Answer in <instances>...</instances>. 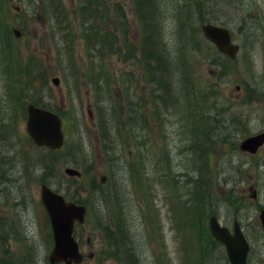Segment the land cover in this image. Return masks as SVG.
<instances>
[{
    "label": "rangeland",
    "instance_id": "obj_1",
    "mask_svg": "<svg viewBox=\"0 0 264 264\" xmlns=\"http://www.w3.org/2000/svg\"><path fill=\"white\" fill-rule=\"evenodd\" d=\"M193 3L149 0L152 15L146 18L171 58L191 54V65L180 63L193 81L189 106L184 105L183 81L173 83L178 100L171 105L156 99L149 103L143 92L137 93L144 80L139 52L132 48L143 28L134 0L5 1L8 26L19 34L3 35L0 11V264H47L51 233L39 198L42 182L89 205V216L77 231L84 255L80 264H190V254L183 255L187 229L177 224L183 220L182 207L191 202L181 188H170L177 183L173 179L188 183L193 175L192 185L208 192L198 203L204 210L210 208V196L213 210L232 219L227 199L237 197L238 212L256 218L257 206L264 205V145L248 155L236 149V142L264 130V0ZM200 12L208 19L201 21ZM185 14L189 29L178 30L177 18ZM205 21L229 28L240 45L235 60L217 55L202 40ZM191 37L200 46L192 47ZM8 65L14 66L13 80ZM123 74H134L135 93L124 90ZM53 77L59 78L57 85ZM31 101L63 116L64 150L28 143L25 107ZM114 105L125 117L147 114L128 126ZM236 113L237 138L234 133L222 141L232 133ZM192 125L200 137L191 145L180 127ZM112 129L118 135L109 146ZM33 156L42 163H34ZM67 164L86 174L70 180L63 173ZM45 165L51 173L43 170ZM101 171L110 177L99 189ZM250 185L257 189L255 200L249 197ZM129 240L135 252L124 247Z\"/></svg>",
    "mask_w": 264,
    "mask_h": 264
},
{
    "label": "water",
    "instance_id": "obj_2",
    "mask_svg": "<svg viewBox=\"0 0 264 264\" xmlns=\"http://www.w3.org/2000/svg\"><path fill=\"white\" fill-rule=\"evenodd\" d=\"M201 28L204 37L213 42L219 51L229 57L235 55L238 46L230 42L227 28L210 23L202 24ZM53 81L56 83L57 79H53ZM27 114L26 130L35 144L50 148H58L62 145L61 122L55 113L28 104ZM263 140L264 133H260L246 138L240 147L254 151ZM65 172L70 175L79 174L77 170L71 168H66ZM40 195L48 212L53 232L54 246L49 255L50 264L59 260L70 264L71 259L74 260V264H77L81 260V255L78 253L77 243L71 233L74 220H83L84 207L66 202L60 194L53 192L46 185L41 186ZM262 218L264 225V217Z\"/></svg>",
    "mask_w": 264,
    "mask_h": 264
},
{
    "label": "trees",
    "instance_id": "obj_3",
    "mask_svg": "<svg viewBox=\"0 0 264 264\" xmlns=\"http://www.w3.org/2000/svg\"><path fill=\"white\" fill-rule=\"evenodd\" d=\"M5 1L6 0H0V11L3 17L1 18V20H2V23L4 24L3 35L8 38L9 36H11V32H10V27L8 26L7 19L5 16V8H6ZM27 1H30L32 4L37 3V0H27ZM183 1L184 2L192 1L194 2L193 5H196V7H199L198 4H195L196 0H183ZM148 4H149V0H134L135 10L141 15L140 20L142 22L141 25H142L143 30H142L141 37H140L138 44L136 46H133L132 49L136 48L138 50L139 52L138 62L139 64H141V66H143L144 72L148 75V80L152 84L150 95L152 98L157 97L156 100L158 99L164 100L165 98L168 97V94L171 91V88L173 87V83L177 81L179 82L183 81L184 83L187 84L185 86L186 91L185 93H183L184 105L188 103V105L190 106L192 103V100L190 98V91L193 90L194 92L193 81L187 80V77L182 72L180 63L187 62L191 65V61H190L191 54L190 53L188 54L178 53L175 57L171 58V56L167 53L166 45L164 44V42L157 41L155 38V33L152 34L151 30L147 26L148 23H147L146 18L148 15H152V12L148 8ZM50 6L52 9H54L51 3H50ZM61 9L58 8L56 9V11L61 12L62 11ZM104 12L107 13L106 11ZM199 19L202 21V19H208V18L203 16V12H200ZM188 20H189V17L187 14H185L184 16L178 17L177 18L178 30L181 28L189 29ZM178 33H177V37H179ZM202 40L206 42L204 39ZM189 44L192 47L200 46V44L193 37L189 38ZM211 47L214 53L221 56L215 50L213 46ZM98 51H99V54L101 55L102 52H101L100 45L98 46ZM7 67L9 69V75H10L12 70L14 69V66L8 65ZM149 101L151 102L150 97H149ZM34 103L39 104L37 103V101H34ZM118 112H119V108H118ZM193 125L191 128L193 130L192 132L193 139H195L198 132L194 130ZM1 135L3 138L6 137V134L3 131ZM28 143L30 144V141H28ZM33 161L34 163H38V164L42 163V161L37 156H33ZM47 167H48V173H51V170L48 165H45L43 167V170L45 171ZM50 177H54V176L51 175ZM124 247L128 250H132L130 244L128 243H125Z\"/></svg>",
    "mask_w": 264,
    "mask_h": 264
},
{
    "label": "flooded vegetation",
    "instance_id": "obj_4",
    "mask_svg": "<svg viewBox=\"0 0 264 264\" xmlns=\"http://www.w3.org/2000/svg\"><path fill=\"white\" fill-rule=\"evenodd\" d=\"M235 134L237 137V120L235 122ZM240 194H242V192H240ZM262 208L263 207L260 209ZM211 215H215L220 225L227 227L232 234L228 219L223 220V216H218L216 213H211L210 216ZM234 224L238 231L236 245L239 261L241 262L243 260V254L246 250L244 257L245 264H264V232L257 233L254 228L253 220L247 215L243 213L237 215V199L234 203V220L232 226ZM197 236V238L201 240L203 253L207 258L204 259V264H221L223 261L227 262L224 246L220 240L211 235L208 222L205 228L199 229Z\"/></svg>",
    "mask_w": 264,
    "mask_h": 264
}]
</instances>
